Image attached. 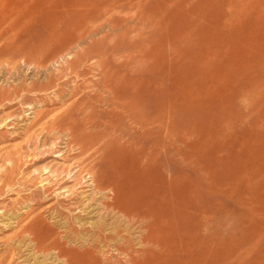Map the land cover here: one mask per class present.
Returning a JSON list of instances; mask_svg holds the SVG:
<instances>
[{
    "label": "rangeland",
    "instance_id": "1",
    "mask_svg": "<svg viewBox=\"0 0 264 264\" xmlns=\"http://www.w3.org/2000/svg\"><path fill=\"white\" fill-rule=\"evenodd\" d=\"M103 1L0 0V177L5 174L16 181L33 174L38 191V195L29 198L32 187L28 190L14 183L1 189L0 264H62L52 252L43 256L34 253L28 238H22L23 243L16 238L19 226L36 215L56 227L66 246L81 250L91 243L93 229L88 223L83 232L63 237V220L54 218V212L48 209L56 205L54 195L60 190L52 186L53 175L35 168H61L76 160L92 164L97 154L88 150L73 158L72 150V157L62 161L56 150L64 151V137L53 138V142L44 139L45 144L41 145V126H28L34 121L35 112L48 110L45 121L54 124L74 109L84 108L86 101H80L84 96H95L90 102L100 114L119 111L117 116H109L111 121L106 125H115L116 129L100 131L102 141L121 136L154 143L158 157L145 175H177L174 185L179 179V190L177 185L165 188L167 197L162 206L173 209L172 199L177 197L179 203L174 202L179 206V222L185 234H209L211 264H264V0H112L111 5L117 3L120 7L96 14L99 18L90 25L101 28L98 26L95 34L66 52L61 42L73 26L72 18L78 15L81 19L89 6ZM110 18L123 27L113 33L107 26ZM90 42L95 43L90 47L92 54L99 46L105 47L106 52L86 60L85 67L91 72L86 75L88 79L64 74L61 70L66 62ZM39 56L51 57L45 69L27 64ZM97 62L116 63L122 72L135 65L130 70L134 80V120L123 109L117 111L107 103V92L100 90L101 82L97 80ZM32 83L44 88L20 91L26 97L21 101L9 98L19 86L25 88ZM53 83L63 87L58 91ZM70 87H77L75 94H70ZM60 93L63 99L58 101ZM146 128L151 134L142 133ZM5 148L18 153L13 156L16 168L12 175L5 168L11 167L13 161L5 159L2 163ZM36 157L43 159L32 166ZM47 177L52 181L51 195L35 208V202L46 195L39 191L46 186ZM76 189L79 191L78 186ZM60 196L65 197V193ZM70 202L66 200L65 205L68 207ZM11 209L22 215L19 225L5 224L2 212L8 215ZM23 213H28L27 217ZM97 219V215H88L81 221ZM74 227H79L77 222ZM6 243L13 245L12 249Z\"/></svg>",
    "mask_w": 264,
    "mask_h": 264
},
{
    "label": "bare ground",
    "instance_id": "2",
    "mask_svg": "<svg viewBox=\"0 0 264 264\" xmlns=\"http://www.w3.org/2000/svg\"><path fill=\"white\" fill-rule=\"evenodd\" d=\"M99 3L100 4L97 3L96 5L93 4L89 6L87 13L84 17H80L81 19L77 18L78 15L76 16V18H72L71 24H73V26L70 27L66 35L62 37L61 43L65 51L72 49V47H74L75 49L76 46H80V44L87 38V36L93 35L96 33L97 29L99 30L98 26L100 27V25H98L96 28H93L91 27L92 25H90V23L98 19L100 14L102 15L103 13L108 12L109 10L114 11V9L120 7L117 5V3L111 5L112 0H104L103 2ZM107 24V26L110 27L113 33L123 27L119 24V22L112 18H110ZM57 42L58 41H56V43ZM95 43L97 44V41ZM95 43H86L84 47H82L81 52L75 53V55L69 61L66 62L65 67H62L61 71L64 74L74 76V79H85L86 75L90 72V70L86 68L88 66L85 67L86 60L89 59L90 61V58H92L93 56L97 57L106 52L105 47H103V49L99 46V50L96 49L92 54L90 47ZM71 51L73 52V50ZM50 58L51 57L46 58L43 56H39L38 58H36V60L33 59V61L28 62L27 64L32 65L36 69H45ZM95 66L97 67H95L96 75L98 77L97 80L101 82L100 90L103 89V91L107 92L108 95V98L105 97L107 99V103L109 102L108 104H110L112 107H116L117 111L118 109H123L126 112L125 114L128 115L127 117L132 118L131 112L134 111H131V93H134V80L132 77V72H130V70L135 65H132V68L128 69V71L125 72H122L121 66L117 65L116 63L97 62ZM127 66L129 67L130 65ZM93 77L95 76H93L92 73V78ZM87 79L88 77L85 80ZM95 82L97 81L95 80ZM58 84L60 83L58 82ZM89 84L90 83H88L87 85ZM53 85H55V88L57 86L58 91L61 87H63L62 85H57L56 83H53ZM99 86H97L98 88L96 87L97 91L99 90ZM43 88V85L35 86L33 83L29 87L25 88L19 86L17 88V91H14L9 98H19L18 101H21V99L24 100L26 99V97H24L23 95L21 96L19 93L20 91L21 93L23 91L34 92V90H42ZM76 88L77 87H74L71 89V91L69 90L70 94H75L74 92H76ZM93 90L95 89L93 88L92 92ZM61 94L62 93H60L59 95L58 101L61 100V98L63 97L61 96ZM94 99L95 96H84L80 98V101H86V106L82 109H74L73 112L66 114L65 117L59 120L57 119L58 121L54 124H52V122H49V120L45 121L46 117L49 114L48 110H45L40 113L32 112L34 113V121L30 125L28 124V126H37L38 124L41 126L40 133H43V138L40 140L41 145L45 144L44 139L52 141L53 138L56 139L64 137V151L62 150V152L60 153L59 149L56 150V152H58L61 158L60 160L62 161L67 162V160L72 157H70V153L72 150H75L73 158H77L88 150H91L94 155L97 154L95 157L92 155V157L95 158L92 164H85L84 160H76L70 164L62 166L61 168L58 166L60 169L58 167L52 168V166L54 165H52L51 167L43 165V167H40V169L35 168V171L46 170V174L50 173L51 175H53L54 181L52 186H54L56 190H60V194L58 193V195H54L56 196V205H52L48 207V209H50L51 212H54V218H57L61 221L63 220L62 226L65 225L63 226L64 228L62 230L63 237L68 238L69 234L71 233L77 235L78 232H83L85 230L84 225L88 223L91 227V231L93 229L91 233V235L93 234L91 243H89L87 247L81 250L66 246L64 241L60 239L61 237L59 238V236L57 235L56 227L45 224L46 222L44 223V219L41 217L42 215H36L28 223L20 225L17 233L15 234L16 238L19 241L20 239L22 241V238H28L29 243L31 244L30 248L34 253L38 255L42 254L43 256V254H49L52 252L54 254L55 259L61 260L62 264H211L213 261L211 260L212 247L209 234L202 236L198 232L194 234V236H189V234L191 233L190 231L192 230L189 231L190 233L185 234V229H182L179 222L180 209H178L179 206L176 205L177 203H179L176 200L177 197L172 199V204L175 203V207L173 209L165 210L162 206V202L165 200V197H167L164 189L169 188V185L173 186L174 183L177 182V175H175L174 177H168V175L163 176L162 174L157 173V175L160 174L158 178H154V175H145L148 168H150L151 166H155L153 164L158 157L153 142L147 143L148 141H144V139L143 141L138 142L134 140L133 137H125V139H123V137L121 138V136L119 139L114 138V141H102L100 131L110 130L109 132H112L111 130L116 129L115 125H106L109 121H111V117L109 118V116H117V113L119 111H116L117 113L115 114H112L110 112H106V114H100L101 112L99 113L96 111L94 107L95 105H91L92 103L90 101ZM100 103L101 102H99V104ZM45 105L46 104H44V106ZM62 113L64 114L65 112L63 111ZM124 119L126 120V118ZM125 120L124 123H127L128 121L126 120L125 122ZM83 123H87L88 126H82ZM147 128L143 129L145 131H142V133L145 135L151 134ZM114 135L112 134V136ZM3 152V154L1 153V155H3L2 163L5 161V159L15 161V158L13 156L18 154L17 151H14V153H10L7 148H5ZM98 152L100 153L98 154ZM177 152L178 148H176L175 150V153ZM33 159L34 160L31 162L32 166L36 165L40 160L43 159V157H36ZM14 161L12 162L11 167L5 168V171L11 172V175L16 168ZM157 161L159 162V160ZM155 172H158V170H156ZM42 173H45V171H43ZM41 176L42 175H40L39 177L40 181L42 179ZM44 180H46V186L43 188L41 187V190L39 192L40 194L43 193L46 195L42 198V201L35 202V208L43 204L42 202L46 201L44 199L47 197L49 198V196L51 195V180L48 177ZM36 182L37 181L33 180V174L30 177H21L16 181L12 176L4 174L0 177V192L1 189H4V187L11 186L14 183L15 185H19L29 190L31 187L34 188ZM179 182L180 181L178 179V183ZM178 183L176 184L177 186L179 185ZM37 185L39 184L37 183ZM76 186H78L79 191H76ZM172 186L170 187L172 188ZM177 188L179 190V186ZM11 190L15 191L14 189ZM166 191L169 192L171 190L166 189ZM172 191L174 190L172 189ZM2 192H4V190ZM168 192L167 195H169ZM174 192L176 193L179 191ZM24 193H26V191ZM64 193L65 197L60 196L61 194L64 195ZM55 194H57V192ZM36 195H38V191H36L34 188L29 193L28 197L31 198ZM66 200L71 201L68 207L65 205ZM174 201H177V203ZM204 212H206V210H204ZM11 214L14 216H11ZM27 214H24L25 216L23 217H27ZM208 214H210V212ZM2 215L5 216L6 225H10L12 222L16 223L17 225L20 224L19 217L21 218L22 215L18 213L16 214V211L14 212L13 209H11L10 214L7 215L6 212H2ZM88 215H97L98 219L96 221L92 220L93 222H87L86 220L82 222L81 220L85 219ZM75 222L78 223L79 227H74ZM5 245L8 249H12L13 247V245L11 246V244L9 243H6ZM14 249L18 251V247H15ZM11 260H9L8 262H10Z\"/></svg>",
    "mask_w": 264,
    "mask_h": 264
}]
</instances>
